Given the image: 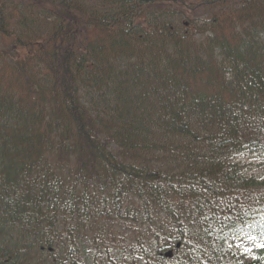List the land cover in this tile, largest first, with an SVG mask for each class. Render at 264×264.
Listing matches in <instances>:
<instances>
[{
    "label": "trees",
    "instance_id": "16d2710c",
    "mask_svg": "<svg viewBox=\"0 0 264 264\" xmlns=\"http://www.w3.org/2000/svg\"><path fill=\"white\" fill-rule=\"evenodd\" d=\"M242 156L264 0H0V264H264Z\"/></svg>",
    "mask_w": 264,
    "mask_h": 264
},
{
    "label": "rangeland",
    "instance_id": "374dc122",
    "mask_svg": "<svg viewBox=\"0 0 264 264\" xmlns=\"http://www.w3.org/2000/svg\"><path fill=\"white\" fill-rule=\"evenodd\" d=\"M238 160H242L243 162H245L246 166L243 167V171L245 173H247V174L254 173V174L259 175V176L264 178V159L240 157V159H238ZM121 223H122V221H120L119 224H117L115 226L116 230L118 232L121 231L122 234L130 235L131 234V228H126V224H121ZM144 228H145V231H146V229H154V227L151 223L145 224ZM144 228L142 227L141 230H140V228H138L134 233H132V236L134 237L135 235H140ZM141 235L143 236L144 234L142 233ZM130 236L128 237V239H130ZM237 243L239 244L240 247H242V249L245 252H249L250 254H253V253L256 254L257 251L262 248V246L259 244L255 245L253 240L244 239L242 237H239L237 239ZM236 252L238 254H240V251L238 250V248H236ZM119 255L127 257L130 254L128 253V254L124 255L123 253H120Z\"/></svg>",
    "mask_w": 264,
    "mask_h": 264
}]
</instances>
